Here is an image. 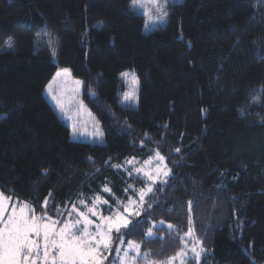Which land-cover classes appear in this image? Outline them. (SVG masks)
Returning a JSON list of instances; mask_svg holds the SVG:
<instances>
[{
    "label": "trees",
    "instance_id": "16d2710c",
    "mask_svg": "<svg viewBox=\"0 0 264 264\" xmlns=\"http://www.w3.org/2000/svg\"><path fill=\"white\" fill-rule=\"evenodd\" d=\"M132 4L0 0V192L62 223L79 198L113 202L130 184L143 185L106 160H144L159 146L173 177L147 203L159 200L150 219L165 223L144 241L146 219L125 243H141L154 261L172 256L188 231L192 201L200 264H264V3L173 0L164 23L150 30ZM37 33L54 38V58L35 42ZM10 39L13 50L5 47ZM59 68L82 81L102 141L72 139L47 100ZM128 69L139 82L135 107L121 101ZM257 96L260 104L249 108ZM145 132L152 139L141 148ZM106 183L111 193L102 192ZM113 236L106 264L119 243Z\"/></svg>",
    "mask_w": 264,
    "mask_h": 264
},
{
    "label": "snow or ice",
    "instance_id": "6c2138e0",
    "mask_svg": "<svg viewBox=\"0 0 264 264\" xmlns=\"http://www.w3.org/2000/svg\"><path fill=\"white\" fill-rule=\"evenodd\" d=\"M260 2L264 3V0H260ZM137 3L138 0H133L134 5ZM167 4L168 0H163V7L158 10L159 14L154 18V22L163 21L168 16V12L164 10ZM35 42L46 43L52 57L56 56V49L52 47L54 38L51 34L37 33ZM5 47L8 50H13L14 44L11 39ZM62 75L67 76L68 69L56 73L57 77ZM121 75L127 77L130 74L122 73ZM132 75L134 77V73ZM80 83V81H76L77 85ZM137 83L138 81L133 78V91L126 93L123 101L134 100ZM261 94L264 95V88L261 89ZM53 98L56 99V97ZM260 102L259 96L254 97L249 108L260 104ZM57 106L66 113L67 109L63 102L58 100ZM80 107H83L82 102H80ZM241 114L243 115V113ZM164 127L167 128V125ZM96 129L91 135L96 140L102 141L103 132L100 131L98 123ZM72 130L75 134L78 131L77 125L74 124ZM151 139V135L145 132L144 139L140 141V147L143 148L145 141L150 142ZM151 151H153V155L144 160L140 167H136L137 158L134 156L127 158L123 164H111V157L104 162L105 166L110 165L117 171L121 169L127 171L130 178L134 175L136 177L142 175L145 178L144 186L139 190L131 185L124 189L125 193L131 191L133 194L127 196L126 202L117 201L118 207L109 206L110 214L108 216L103 215V212L99 210L103 205L108 204V201L103 199L100 194H96L90 205L86 199L79 200V205L84 206L85 211H81L76 203H72V208L68 211V218L62 224L48 216L46 212L41 216H36L26 203L18 210L16 206H12L11 213L7 214L5 220L7 207L5 200L10 201L11 198L0 192V264H106L112 258L113 233L117 234L115 239L119 240V243L115 245L113 264H139L141 243L133 240H127L125 243V236L147 219L150 227L143 232V240L150 241L156 238V232L153 229L162 227L165 222L150 219L154 206H158L159 200L147 203V197L154 194L158 190V186L167 185L173 177L172 169L168 167L167 158L161 154L159 146ZM181 151L180 147L172 150L176 155H179ZM89 161L94 163L91 157H89ZM153 163L156 165L155 168H152ZM179 163L180 161H174L173 165ZM129 169L131 170L129 171ZM102 192L111 193V188L107 186V183L103 186ZM46 206L47 200L45 201ZM188 212V231L183 236H179L182 247L173 256L168 257L163 264H176L177 260L180 261V264H185V261L189 259V252L191 259L195 260L196 264H200L204 249L198 247L202 243L201 241L192 239L194 233L191 215L192 201L188 202ZM73 214L76 218H73ZM174 227L171 224L167 225L169 233ZM190 239H192V244L189 248L188 241ZM149 255L150 253L143 255L145 264H160L158 261L148 260Z\"/></svg>",
    "mask_w": 264,
    "mask_h": 264
},
{
    "label": "rangeland",
    "instance_id": "374dc122",
    "mask_svg": "<svg viewBox=\"0 0 264 264\" xmlns=\"http://www.w3.org/2000/svg\"><path fill=\"white\" fill-rule=\"evenodd\" d=\"M171 1H173V0H168V2H171ZM175 1H179V0H175ZM161 7H163V0H138L137 4H135V5L132 4V9L141 13L145 17V29L146 30L153 29V28L164 23L165 20L160 21V22H154V18L159 14L158 10ZM166 8H164V10ZM63 69H66V68L57 69L56 72L54 73L53 77L51 78V80L47 84L45 91H44V94H45L47 100L49 101L51 106L55 109V111L59 114V116L69 126L70 136L72 139L78 140V141H86V142L100 141V140H96L91 135V133H93L97 130L96 129L97 123L99 125L100 131H102V130H101L100 122L94 117L93 113L88 109V107L82 101V98H81L82 88H83L82 81L78 78L73 77V75L71 74V72L69 70H68L67 76L62 75L60 77H57L56 73L61 72ZM123 73H129L130 75H128L127 77L121 75V79H122V82H123L124 88H125L121 101H122V103H125L127 105L135 107V106H137V95H138L139 82L137 83V85H135V98H134V100L125 102V101H123V97L126 93L133 91L132 80H133V78H135V80L138 81V78H137L136 74L134 73V71L131 69L125 70ZM133 73H134V77L132 75ZM76 81H80L81 83L79 85H77ZM53 97H56V99H54ZM58 100L63 102V104L65 105V108L67 109L66 113L62 112L60 110V108L57 106ZM80 102H82V104H83L82 108L80 107ZM74 124L77 125V128H78V131L75 134L73 133V130H72ZM148 158H146L144 160H147ZM144 160L137 158L136 167L142 166ZM124 161L121 162L120 164H123ZM155 166H156L155 163H153L152 168H155ZM121 170H123V169H121ZM130 170L131 169H129V171ZM125 172L128 175V172L127 171H125ZM134 177L137 178L135 175L133 176V178ZM140 178H142L144 180V183H145V178L142 175L140 176ZM144 183L142 186H136L134 184H130V185L133 186L136 190H139L141 187L144 186ZM125 194H126V197H122V198H119V197L114 195V201L110 202L107 200L108 204L103 205V207L99 210L103 212V215L108 216L110 214L109 206H111L112 208L118 207V205L116 203L117 201H125L126 202L127 196H131L133 193L131 191H129L128 193H125ZM5 196L11 198L10 201L5 200V205L7 206L6 207V215L4 217L5 220L7 219V214L11 213L12 206H16L17 210L19 209V207L23 206V204H25V203L29 206V204L25 201L12 198L11 196H8V195H5ZM92 198H90V200L86 199L88 201L89 205L91 204ZM80 199H82V198H79L75 202L81 211H85L84 206L79 205ZM103 199H105V198L103 197ZM71 208H72V206H70V210H71ZM29 209L32 210L30 206H29ZM26 211H27V209H26ZM36 216H39V215H36ZM67 218H68V215H67ZM73 218H76L75 214H73ZM93 219H95V218L93 217ZM192 239L199 240L198 237L195 235V233H193ZM192 239H190L188 241L189 248L191 247ZM198 247H202V245L200 244V245H198ZM144 253H146V252L141 251V259L139 260V264H145V260L143 259ZM106 255H107V253H106ZM190 259H191V253L189 252V259L188 260H190ZM148 260L154 261L153 259H151L149 257H148ZM166 260L167 259H165L163 261H158V262H160V264H163V262ZM188 260L185 261V264L187 263ZM176 264H180V261L177 260Z\"/></svg>",
    "mask_w": 264,
    "mask_h": 264
}]
</instances>
